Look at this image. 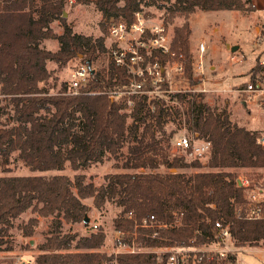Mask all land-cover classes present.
I'll list each match as a JSON object with an SVG mask.
<instances>
[{"label":"trees","instance_id":"16d2710c","mask_svg":"<svg viewBox=\"0 0 264 264\" xmlns=\"http://www.w3.org/2000/svg\"><path fill=\"white\" fill-rule=\"evenodd\" d=\"M94 1L103 16L127 22L133 21L143 3ZM151 3H171L165 6L168 16L179 14L186 19L175 29L172 48L184 54L191 81L190 15L197 9L255 10L243 0ZM65 6L66 0H0V95L9 100L14 123L0 128L1 162L9 171L12 155L18 153L32 171L42 173L0 176V252L7 249L5 239L14 220L32 207L40 217H54L52 233L39 246L36 264H167L170 251L160 255L143 250L162 247L198 249L191 254V264H227L228 258H236L234 254L227 260L217 256L199 260L201 249L219 241L217 221L229 226L236 246L264 245V220L241 219L236 213V206L246 202V188L239 185L237 171L250 169L258 180H264V148L260 143L264 136L234 123L227 107L217 112L205 101V93L177 92L152 100L155 110L149 106L148 95L132 97L134 105L128 109V98L117 99L113 94L128 89L129 75L112 61L108 68L96 70L77 93L68 92V84L56 94L40 86L51 77L49 60L60 66L72 60L93 65L100 53L107 52L103 37L94 39L73 31L64 17ZM56 20L62 24V34H56L51 26ZM44 39L58 40V51L41 47ZM166 60L167 56H162V61ZM259 61L252 72L253 82L262 72ZM170 102L184 107L181 110ZM182 117L191 134L211 142L205 164L171 154L166 125L170 118ZM109 157L117 160L116 167L135 172L108 175V184L101 187L87 184L84 174L71 179L59 173L67 163L74 170H83ZM161 166L169 172H154ZM147 168L152 171H142ZM189 168L205 170L188 174L184 169ZM90 197L98 209L106 201L123 208L114 220L115 230L122 234L117 244L134 246L135 252L109 255L102 251L106 242L103 230L81 237L63 232L64 222L84 221L89 206L82 200ZM129 213L133 218L127 217ZM150 216L155 217L152 226H142V220ZM35 222L31 219L25 226L26 235L33 233Z\"/></svg>","mask_w":264,"mask_h":264},{"label":"rangeland","instance_id":"374dc122","mask_svg":"<svg viewBox=\"0 0 264 264\" xmlns=\"http://www.w3.org/2000/svg\"><path fill=\"white\" fill-rule=\"evenodd\" d=\"M174 1L175 0H172V2ZM243 1L246 5L250 4L248 0ZM260 1L264 2V0ZM146 3H149V5H146ZM161 4L162 3L152 4L151 0H143L141 8L147 14L165 22L170 33L172 46L175 29L182 27L186 19L179 14L173 17L168 16L165 6H169L171 3H167L165 6ZM159 5H161V7ZM257 13L260 17L254 18L248 15L249 13L243 11L220 10L205 12L197 9L190 15L187 21L192 32L189 38V48L193 56L192 63L199 55L200 42L206 44L204 62L207 67V88L209 91L205 93V101L217 112L227 107L231 114L230 118L234 123L248 130L257 131L260 135H264V101L254 99L252 102L247 103L246 100H248V98L246 95H239L236 92L220 91V84L223 82H229L233 86H238L251 81L252 72H254L253 69L258 66L259 60L258 50L260 42L258 39L261 34L257 36V28L261 27V25L264 27V11H259ZM64 17L75 33L93 37L94 39L103 37L105 39V46L107 47V44H109V26L111 21L115 18L103 16L94 0L88 3H85L83 0H66ZM51 26L56 34H62L64 31L59 20L54 21ZM40 45L52 52L58 51L60 47L56 39H44L41 41ZM234 46L239 48L235 52H232L231 48ZM260 59L264 60V54L260 56ZM110 62L111 58L107 49V52L99 54L97 61L91 65V67L95 71L108 68ZM80 65L81 63L78 60L69 61L64 66H60L55 61L49 60L47 62V69L51 73V77L42 82L40 86L52 94L60 92L64 84L69 85L70 74L73 68ZM168 77L171 81L170 88L173 92L201 88V86L196 84L193 77L192 81L189 79L186 69L183 75L177 74L175 70L172 69L169 71ZM163 96L167 97V94L165 93ZM170 104L178 106L181 110L184 107L178 102H170ZM3 108L7 111H2ZM126 112L128 114L130 113L129 110ZM128 123H131L130 118H128ZM12 125H14V123L11 117L9 100L0 95V128L10 127ZM166 132L167 136L171 135L170 144L171 140L182 133H186L190 136L193 135L187 129L184 117L177 120L170 118L166 125ZM123 151L125 155L127 153V148L125 147ZM171 154L184 157V159L189 162L196 160L181 151L173 150V148H171ZM207 160L208 158L200 161L205 164ZM116 162L117 160L113 157H109L103 163H92L88 168L83 170H74L71 168L70 164L67 163L66 168L59 173L65 174L71 179H74L76 174H84L87 184L93 183L96 187H101L108 184V175L135 172V170L116 167ZM122 163L123 159L119 161L120 165ZM204 170L205 169L194 168L184 169L188 174ZM142 171L151 172L152 170L147 168ZM170 171L173 172V169ZM154 172L167 173L169 170L165 166H161L155 169ZM237 172L240 176L239 181L248 178L251 181L252 187H264V180H258L257 176L252 173L250 169H239ZM39 174L42 173L32 171L24 161L18 157V153L12 155L9 171L5 170L0 157V176H30ZM82 201L89 206V211L86 215L90 218V222L87 226H84L83 221L81 223L64 222L62 227L63 232L78 234L79 237H81L91 232L103 230L106 234L107 241L101 249L102 251L109 255L127 251L129 248H121L118 246L117 243L122 235L115 230L114 226V220L121 214L123 208L118 206L115 202L106 201L104 206L98 209L94 204V199L91 197L83 199ZM31 219L36 220L33 233L31 235H26L24 233V228ZM53 224V216L40 217L36 211L33 210V207L25 211L14 220L13 227L9 230V234L5 239L7 240L5 247L7 249L0 252L1 263L36 264L35 259L40 253L39 246L51 235ZM220 247L222 246H220V242L218 241L209 248L218 249ZM228 248L231 251L227 257H229L230 254H234L236 258H228L227 260L226 257L225 260H227V264H264V245L262 243L254 246L247 244L244 247H239L235 245V239L233 238L228 241ZM143 250L155 251L160 255L169 251L166 247L154 249L145 248ZM195 250L198 251V249ZM192 252L193 250L180 254V264H191Z\"/></svg>","mask_w":264,"mask_h":264},{"label":"built area","instance_id":"2783aa9c","mask_svg":"<svg viewBox=\"0 0 264 264\" xmlns=\"http://www.w3.org/2000/svg\"><path fill=\"white\" fill-rule=\"evenodd\" d=\"M107 49L111 61L118 67L125 69L128 72L129 86L126 91L114 93L118 99L120 97L128 98V109L134 105L132 97H140L148 95V103L152 110L155 106L152 100L164 98L163 94L177 92H192V93H207V67L204 62V53L206 44L200 42L199 55L192 63L191 75L196 81V84L201 86L189 90H179L173 92L171 81L168 74L170 70H175L177 74H185V56L183 53H177L172 49L170 33L165 22L161 19H156L154 16L147 14L143 9L135 13L132 22L125 20L113 19L109 26ZM162 56H167V60L162 61ZM262 72L258 76V80H252L243 85L233 86L229 82L220 84L222 92H236L239 95H246L247 103L254 99L264 101V60L260 59ZM90 68L87 64H81L73 68L70 74V82L68 92L77 93L80 88L85 87L91 76ZM197 87V86H196ZM264 136V135H263ZM264 148V137L260 140ZM172 148L176 151H181L190 157L203 160L209 157L211 152V142L200 138L198 135H187L182 133L172 140ZM241 185L246 188V202L243 205L236 206V213L239 218L246 220H264V187H252L251 181L246 178L240 181ZM128 218H133V214L129 213ZM155 221L154 216L142 220V226H152ZM159 226H166L160 224ZM97 227V226H95ZM218 229V240L220 248L201 249L203 257L213 259L216 256L226 258L231 251L228 248V241L232 240L231 231L228 225L221 221L215 223ZM121 234V233H120ZM122 235V234H121ZM122 238V236H121ZM120 238V239H121ZM119 247L129 248L122 252H135L134 246L120 243ZM194 251L189 248H174L169 250L171 255L167 264H180L179 256L186 251Z\"/></svg>","mask_w":264,"mask_h":264},{"label":"crops","instance_id":"0c3cea01","mask_svg":"<svg viewBox=\"0 0 264 264\" xmlns=\"http://www.w3.org/2000/svg\"><path fill=\"white\" fill-rule=\"evenodd\" d=\"M250 4L255 6V10L253 12H250L248 15L253 16L254 18L260 17V15L257 12L264 11V2H261L260 0H250ZM257 36H259L258 41L260 42L259 43V50H258V57L260 60V56L264 54V27H262V25H261V27L257 28ZM253 130H256V129H253Z\"/></svg>","mask_w":264,"mask_h":264},{"label":"water","instance_id":"95a60500","mask_svg":"<svg viewBox=\"0 0 264 264\" xmlns=\"http://www.w3.org/2000/svg\"><path fill=\"white\" fill-rule=\"evenodd\" d=\"M65 16H66V14H65ZM238 48L239 47L234 46V47L231 48V51L235 52ZM80 58L82 59L83 56L81 55ZM86 64L89 66L91 74H94L95 70L91 67L90 61H86ZM173 172H176V169H173ZM239 185H241L240 181H239ZM83 222H84V224H88L90 222V218L86 215Z\"/></svg>","mask_w":264,"mask_h":264}]
</instances>
